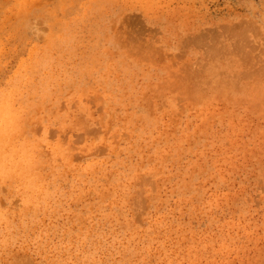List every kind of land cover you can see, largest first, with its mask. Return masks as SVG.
<instances>
[{
    "label": "rangeland",
    "instance_id": "1",
    "mask_svg": "<svg viewBox=\"0 0 264 264\" xmlns=\"http://www.w3.org/2000/svg\"><path fill=\"white\" fill-rule=\"evenodd\" d=\"M0 264H264V0H0Z\"/></svg>",
    "mask_w": 264,
    "mask_h": 264
},
{
    "label": "bare ground",
    "instance_id": "2",
    "mask_svg": "<svg viewBox=\"0 0 264 264\" xmlns=\"http://www.w3.org/2000/svg\"><path fill=\"white\" fill-rule=\"evenodd\" d=\"M242 38V37H241ZM245 39V38H244ZM241 40V39H240ZM221 44V43H220ZM212 48V47H211ZM234 50V49H233ZM222 51V50H221ZM237 51V50H236ZM233 53V52H232ZM251 53V52H250ZM259 53H260V51H259ZM258 53V54H259ZM208 54V53H207ZM209 55V54H208ZM225 55V54H224ZM237 55V54H236ZM210 57H211V55H210ZM217 57H219V56H217ZM240 57V56H239ZM209 58V57H208ZM227 58V57H226ZM212 59V58H211ZM209 61V60H208ZM232 62V61H231ZM249 65V64H248ZM263 68V67H262ZM256 71V70H255ZM196 72V71H195ZM242 75V74H241ZM252 76V75H251ZM195 79H196V77H195ZM196 81V80H195ZM205 82V81H204ZM192 86V85H191ZM202 88H203V86H202ZM195 89V88H194Z\"/></svg>",
    "mask_w": 264,
    "mask_h": 264
}]
</instances>
